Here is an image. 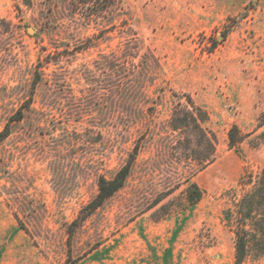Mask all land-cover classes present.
I'll use <instances>...</instances> for the list:
<instances>
[{"label": "rangeland", "instance_id": "374dc122", "mask_svg": "<svg viewBox=\"0 0 264 264\" xmlns=\"http://www.w3.org/2000/svg\"><path fill=\"white\" fill-rule=\"evenodd\" d=\"M70 1L0 0V264H234L222 210L245 168L264 170V142L231 147L227 132H264V0H120L99 14ZM188 98L216 137L192 208L169 125ZM136 144L124 185L70 235Z\"/></svg>", "mask_w": 264, "mask_h": 264}, {"label": "trees", "instance_id": "16d2710c", "mask_svg": "<svg viewBox=\"0 0 264 264\" xmlns=\"http://www.w3.org/2000/svg\"><path fill=\"white\" fill-rule=\"evenodd\" d=\"M29 1V0H25ZM120 0H71L74 9L84 6L94 7L91 13L99 14L104 11H115ZM29 2H27L28 4ZM15 120L22 116L18 114ZM208 113L188 98L187 103L178 102L172 109L169 125L178 132L177 143L182 145V156L191 163V182L185 188V200L191 208L203 197L205 191L192 179L199 170L212 162L215 157L216 137L212 130L205 126ZM264 124V110L259 116L258 126ZM261 132L254 138L250 133H243L233 124L227 132L228 143L238 148L249 139L251 146L257 147L264 142ZM5 135V132H3ZM257 138H260L256 140ZM136 144L129 159L111 177L100 175L97 179V192L93 198L79 210V216L68 226L69 234L74 231L73 225L84 220L94 212L115 191L120 189L129 176L133 162L138 153ZM230 204L222 210V220L234 237V264H245L248 260H258L264 255V170L254 171L245 168L236 184L227 190ZM67 264H73L68 262Z\"/></svg>", "mask_w": 264, "mask_h": 264}, {"label": "water", "instance_id": "95a60500", "mask_svg": "<svg viewBox=\"0 0 264 264\" xmlns=\"http://www.w3.org/2000/svg\"><path fill=\"white\" fill-rule=\"evenodd\" d=\"M33 31V29L32 28H28V32H32Z\"/></svg>", "mask_w": 264, "mask_h": 264}]
</instances>
